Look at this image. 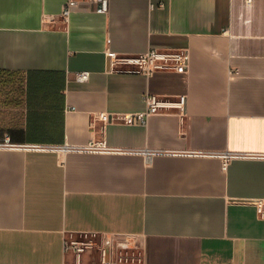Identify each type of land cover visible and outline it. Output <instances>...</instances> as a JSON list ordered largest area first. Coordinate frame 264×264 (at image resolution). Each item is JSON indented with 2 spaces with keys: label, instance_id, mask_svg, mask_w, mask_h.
<instances>
[{
  "label": "crops",
  "instance_id": "obj_1",
  "mask_svg": "<svg viewBox=\"0 0 264 264\" xmlns=\"http://www.w3.org/2000/svg\"><path fill=\"white\" fill-rule=\"evenodd\" d=\"M67 1L0 0V264H75L76 234L137 240L135 264H264V0L81 1L66 22ZM151 48L187 68L112 69ZM147 92L186 95L184 115L98 118Z\"/></svg>",
  "mask_w": 264,
  "mask_h": 264
},
{
  "label": "built area",
  "instance_id": "obj_2",
  "mask_svg": "<svg viewBox=\"0 0 264 264\" xmlns=\"http://www.w3.org/2000/svg\"><path fill=\"white\" fill-rule=\"evenodd\" d=\"M86 2L95 7L96 10L102 12L109 11L110 0H68L61 11V16L64 21L68 22L73 11L80 5V3ZM248 3L253 2V0H247ZM189 56L185 50H172V49H159L151 48L142 54L137 55H111V64L112 69L116 71H128V72H142L150 75L157 69H176V70H185L188 66ZM91 76L89 70L80 71L77 73L76 77L78 80L85 81L88 80ZM187 96L178 95L175 97H163L158 94L147 92L144 95L145 108L144 110L128 113V114H110L107 112H102L98 114V118L108 122L111 121H121L126 124H146L149 117L153 114L163 112L165 110L176 109L180 116L185 113ZM10 146L11 143L10 137L6 136L3 140H0V146ZM63 150H75V151H87V152H106L109 150H114L110 147L108 142L103 140H92L84 146H70L66 144ZM117 151H124L128 153L143 154L148 157H151L153 154L157 153L149 150L148 148L143 149H121L118 148ZM225 158L224 166L228 159H231L233 154L227 152L222 155ZM264 203L259 205V208L264 212ZM137 240L129 239L127 237H118L111 236L109 238V247L104 249L103 257L101 259V264H121L123 261V253H127V250L132 247H137ZM72 249L76 253L75 264H81V259L83 253L86 251L85 247L79 242L75 241H66L65 250ZM139 251V250H138ZM130 259V258H129ZM130 261V260H128ZM124 262L125 264H135L140 261V252L139 259L136 262Z\"/></svg>",
  "mask_w": 264,
  "mask_h": 264
},
{
  "label": "rangeland",
  "instance_id": "obj_3",
  "mask_svg": "<svg viewBox=\"0 0 264 264\" xmlns=\"http://www.w3.org/2000/svg\"><path fill=\"white\" fill-rule=\"evenodd\" d=\"M70 241L79 242L86 249L84 253L89 252L93 257L99 256L100 259L103 257L104 249H108L109 247V239L105 236L76 234L70 239ZM125 251L123 253L124 258L123 261H121V264H125L124 262H135V259L137 262L139 259V251L137 247H132L127 250V253H125Z\"/></svg>",
  "mask_w": 264,
  "mask_h": 264
}]
</instances>
